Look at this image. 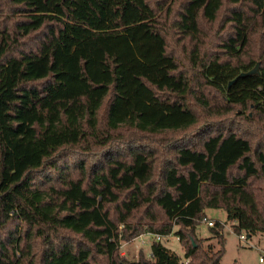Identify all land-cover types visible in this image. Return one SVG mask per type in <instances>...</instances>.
I'll list each match as a JSON object with an SVG mask.
<instances>
[{"label": "trees", "instance_id": "16d2710c", "mask_svg": "<svg viewBox=\"0 0 264 264\" xmlns=\"http://www.w3.org/2000/svg\"><path fill=\"white\" fill-rule=\"evenodd\" d=\"M195 1L0 0V264H225L224 224L264 233V0L191 33ZM148 231L183 256L119 254Z\"/></svg>", "mask_w": 264, "mask_h": 264}, {"label": "rangeland", "instance_id": "374dc122", "mask_svg": "<svg viewBox=\"0 0 264 264\" xmlns=\"http://www.w3.org/2000/svg\"><path fill=\"white\" fill-rule=\"evenodd\" d=\"M205 2L207 3L208 15L213 16V8L217 4V0H196L189 11V15L184 19V26L191 33H195L197 31L194 21L195 12L200 5ZM236 19L239 18L236 16ZM244 32L243 28H239L238 37L232 40L231 45L234 48H241L239 44L243 41ZM202 35L206 36V33L202 31ZM219 123L221 124L223 122ZM206 214L208 219L221 221L227 220V213L223 208H208L206 210ZM196 231L199 237L206 239L204 242L205 245L213 244L215 249L219 247L217 237L214 236L206 222L201 221L197 226ZM224 234L226 236V243L222 261L225 264H231L234 262H237L238 264H264V261H260V257L264 255V233L259 232L249 235L248 233L243 232L249 241L240 240L238 233L234 232L233 227L228 222L224 226ZM137 237H132L128 240L122 238L120 239L118 249L119 254L122 257L135 259L138 258L141 253H144L147 256L150 255V247L153 238L145 236L147 241L141 242ZM163 243L179 255L183 256L184 249L177 236L173 234L166 236V238H163Z\"/></svg>", "mask_w": 264, "mask_h": 264}, {"label": "built area", "instance_id": "2783aa9c", "mask_svg": "<svg viewBox=\"0 0 264 264\" xmlns=\"http://www.w3.org/2000/svg\"><path fill=\"white\" fill-rule=\"evenodd\" d=\"M204 222H206L209 227L215 226V224H216V220L215 219H208L207 217L204 219ZM224 226H225V224H224ZM170 235H172V234H170ZM170 235H167V236H170ZM145 236L151 237V238L156 239V240H163V238H166V235L159 234V233H153V232H150V231L141 233L137 238H139V240L141 242H145V241H147ZM238 236H239L240 240L249 241L248 238L243 234V232L239 233ZM260 261H264V255H262L260 257Z\"/></svg>", "mask_w": 264, "mask_h": 264}]
</instances>
